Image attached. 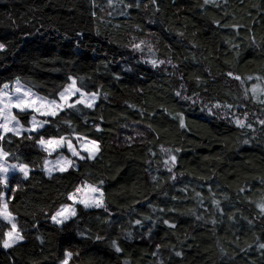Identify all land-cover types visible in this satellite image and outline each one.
I'll return each mask as SVG.
<instances>
[{
	"label": "trees",
	"instance_id": "trees-1",
	"mask_svg": "<svg viewBox=\"0 0 264 264\" xmlns=\"http://www.w3.org/2000/svg\"><path fill=\"white\" fill-rule=\"evenodd\" d=\"M140 41L143 53L131 47ZM0 43V87L19 78L59 99L71 75L99 94L40 130L98 143L68 172L46 175L38 133L0 141L9 164L30 169L9 179L24 239L0 247V264H61L65 252L68 264H264V102L250 91L264 84V0H0ZM163 151L177 158L171 173ZM82 182L104 190L108 211L77 206L54 224Z\"/></svg>",
	"mask_w": 264,
	"mask_h": 264
},
{
	"label": "snow or ice",
	"instance_id": "snow-or-ice-1",
	"mask_svg": "<svg viewBox=\"0 0 264 264\" xmlns=\"http://www.w3.org/2000/svg\"><path fill=\"white\" fill-rule=\"evenodd\" d=\"M109 3L111 4V0H109ZM153 3H155V0H153ZM205 3H208V0H205ZM125 7L130 8L132 5L127 4ZM144 44V41H140L139 43L133 42L131 47L134 51L143 53ZM149 50L151 51L150 47ZM5 51L6 45L0 43V52ZM148 62L154 67L158 64L155 59ZM159 63H164V61H159ZM228 75L235 80L241 81L242 84L244 83V78L241 76L231 72H229ZM118 78L119 77H117V79ZM247 79L252 80L253 77H248ZM68 80L70 83L58 93L59 99H49L38 95L30 87L24 86L19 78L15 80L14 85L10 86L5 83L3 87H0V141H4L9 133L13 136L28 140L34 139L31 133H38L39 138L36 140V143L40 146L41 150L47 154L44 160V171L49 176H51L53 172H68L69 169L74 167V160L72 158L78 160H92L96 158L99 152V145L95 140L89 139L78 133L70 136L54 135L50 137H45L40 133V130L43 129L46 124L50 123L48 118H55L60 113L67 110L81 111V108L78 106L87 109H93L95 107L99 94L95 91H87L82 83L83 78L70 75ZM78 80L80 81L79 84ZM255 80L262 81L264 77L257 76ZM245 91L247 94L249 89L246 88ZM250 91L253 97L257 94L264 95V84H252ZM176 95L180 96L181 94L177 92ZM214 107H220V105H214ZM228 107L231 106L229 105ZM21 113L31 116L29 121L30 127H25V125L22 124L19 118V114ZM38 117H44L45 119H38ZM65 123L71 127L70 120H66ZM236 123L238 126H242L240 120H236ZM260 123L264 124V120L260 121ZM180 126L182 128L185 127L183 116L180 118ZM97 130H99V128ZM25 132L29 133L26 137L23 136ZM245 143H247V141H245ZM65 149L67 153H70L71 158L64 154ZM176 151H179V149ZM54 153L56 154L54 160L47 159L48 156H53ZM10 155L11 154L3 147H0V185H2L4 189H10V191L14 193L20 188V185L17 184L15 187L10 188L9 173L19 171L24 179H28L30 169L29 166L24 163L9 164L8 157ZM176 159L175 155H169V158L165 160L164 163L168 165L170 160L171 164L174 166ZM168 170L171 171V167H169ZM100 184H103V181H101ZM67 200L72 203L62 204L60 208L51 215V220L56 225H64L67 221L75 217L77 215L78 205L83 206L85 209L103 208L105 212L108 211L105 203V192L99 185L82 182L80 185L76 186L72 192L68 193ZM257 207L260 209L261 213H264V203L258 204ZM145 219H148V217H145ZM0 220L4 221L5 224L9 226L6 230H3L2 235H0V247L5 250L11 249L18 242L22 241L24 236L18 228L16 217L10 209L9 200L6 198V193L4 191H0ZM164 223L167 224L168 221H164ZM135 224L142 226V221L137 219L135 220ZM170 226L175 227V225ZM97 238L99 239V237ZM112 243L117 252L121 251L116 241ZM259 247L264 249V243L260 244ZM71 255V252H65L66 258L61 264H68V258H70ZM176 255L180 256L181 253L177 252Z\"/></svg>",
	"mask_w": 264,
	"mask_h": 264
},
{
	"label": "rangeland",
	"instance_id": "rangeland-1",
	"mask_svg": "<svg viewBox=\"0 0 264 264\" xmlns=\"http://www.w3.org/2000/svg\"><path fill=\"white\" fill-rule=\"evenodd\" d=\"M14 83H15V81H13V82H11V83H9V85L11 86V85H14ZM257 99H261L263 102H264V95H261V94H257L256 96H255ZM232 117H231V122L234 124V125H236V126H238L237 125V123H236V120H240L241 122H242V126H238V127H244L245 125H246V123H245V119L244 118H242L243 116L241 115V113L239 114V111H236V112H233V114L231 115ZM30 119H31V116L30 115H28V123H27V126H25V127H30L31 125H30V123H29V121H30ZM38 119H45L44 117H38ZM42 130V129H41ZM10 134V133H9ZM23 134H29V133H27V132H25V133H23ZM39 146V145H38ZM39 148H40V146H39ZM163 154V165H164V168H165V170H167L168 172H172L173 171V169L175 168V165L173 166L172 164H171V161L169 160V163H168V165H165V163H164V161L165 160H167L168 158H169V155H175L172 151H163L162 152ZM64 154L65 155H68L70 158H71V155H70V153H67V151H66V149L64 150ZM98 154V153H97ZM47 155V154H46ZM56 158V154L54 153L53 154V156H48L47 157V159H49V160H54ZM73 160H74V167L73 168H71V169H74L75 167H76V165H77V161H83V160H78V159H75V158H72ZM169 167H171V171H169L168 169H169ZM44 168H45V166H44ZM46 173V172H45ZM56 173H60V172H53L51 175H53V174H56ZM16 174H18V175H21L22 177H23V175L19 172V171H13V172H10L9 173V179L11 178V176H13V175H16ZM46 175H48V174H46ZM2 186V185H1ZM2 189H3V191L6 193V190L7 189H4L3 188V186H2ZM72 202L71 201H69V203L68 204H71ZM79 206V205H78ZM81 207H83V206H81ZM84 208V207H83ZM85 209V208H84ZM88 209H98V208H88ZM68 222V221H67ZM8 226V225H7ZM58 226H61V225H58ZM9 227V226H8ZM19 243V242H18Z\"/></svg>",
	"mask_w": 264,
	"mask_h": 264
}]
</instances>
